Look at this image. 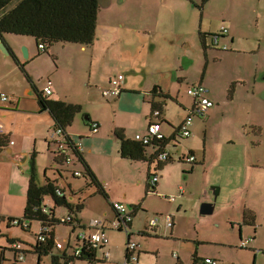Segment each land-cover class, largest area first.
<instances>
[{"label":"crops","instance_id":"0c3cea01","mask_svg":"<svg viewBox=\"0 0 264 264\" xmlns=\"http://www.w3.org/2000/svg\"><path fill=\"white\" fill-rule=\"evenodd\" d=\"M246 1L207 0L201 5L202 0H99L96 38L91 45L57 42L46 52L40 51L33 36L5 34L4 40L10 50L24 64L27 74L10 53L28 83L24 89L25 98L12 89V86L17 87L15 77L11 85L0 83V93L8 97L7 101L0 100V123L4 127L0 144V216L23 215L34 155L37 179L41 184L49 176L65 188L69 201H84L78 214L84 227L73 229L70 225L58 224L54 229L56 240L65 247L68 241L76 243L80 232H91L90 222L100 218L109 243L98 248V264H124L129 240L139 244L138 264H206L204 259L207 257L217 260V264H234L232 259L221 254L222 250H201L202 241L193 240L196 244L193 246L192 240L176 235L178 221L175 212L164 214L146 208L151 192L147 183L154 165L122 157L117 132L122 131L133 139L138 133L145 134L151 121H160L162 131L169 138L166 150L174 162L175 153H179L182 146L176 133L195 106L194 98L189 100L183 94L184 85L189 87L195 82L191 78L196 72L191 71L194 76L187 75L199 58L194 50L202 51L208 60L215 58V61L218 54L219 60L225 59L223 52L229 53V57L257 54L255 70L245 66L243 70L238 69L241 71L238 79L226 85L228 88L216 80L210 82L207 96L214 105L204 114H195L192 133L185 146L196 158L190 162L193 170L195 165H207L210 143L227 145L228 157L235 147L231 143L240 141L245 145L247 151L241 157L240 153L237 156L240 168L244 163L247 172L241 189L249 194L240 195L241 206L237 214H232L231 223L239 226V242L234 244L245 249L239 250L247 254L243 260L246 264H258L259 252L264 253V180L259 178L264 177V96L260 91H264V60L259 59L264 55V33L257 36L252 31L258 17L250 15ZM222 25L229 29L222 37V41L229 44L227 50L214 47L211 35L201 38V33H215ZM23 46L28 48V58L23 56ZM205 71L206 67L202 70V82L206 81ZM120 73L124 75L121 93L115 98H106L104 89L110 85L111 78ZM42 75L46 80L40 79ZM48 80L52 81V93L48 97L82 106L67 131L73 140L83 142V156L103 184L105 194L89 178H74L67 172L61 176L57 170L51 153L53 145L49 142L54 121L48 111L41 110L39 98V91L44 89ZM155 88L158 93L170 97L164 100L155 96ZM171 100L180 106L182 115L177 123L168 109ZM155 102L163 103V111L154 107ZM155 110L161 111L160 117L154 115ZM77 117L80 119L76 120ZM214 118L222 119L227 128H233V135L218 137L213 124L209 123ZM93 122L98 123L97 131L92 129ZM189 154L181 153L178 159ZM76 166L83 171L82 165ZM159 171H156L159 175L156 191L152 193L161 195L170 203L177 202L185 195V186L181 183L178 187L177 183L169 186L166 173L162 175ZM237 173L235 170L234 174ZM217 189L220 192V188ZM171 191L175 193H168ZM251 191L254 192L251 194ZM113 201L123 202L133 212L128 233L120 226L116 227L119 221ZM45 202L50 206L54 203L48 196ZM179 205L177 211L181 208V203ZM55 214L59 218L72 216L67 206H57ZM156 216L159 221L152 226L150 220ZM168 216L173 219L171 226L167 224ZM62 225L67 229L64 234L58 232ZM15 228H8L6 222L0 224V264L20 263L29 254H34L38 263V256L32 252L34 243L30 242L33 241L14 235ZM23 230L28 233L30 229ZM247 238L249 241L243 246L242 242ZM8 240L21 241L25 260L18 259ZM105 251L110 252V257L102 260ZM54 252L61 253L58 249ZM44 259H50L51 263L50 255ZM68 264H88V261L75 259Z\"/></svg>","mask_w":264,"mask_h":264},{"label":"trees","instance_id":"16d2710c","mask_svg":"<svg viewBox=\"0 0 264 264\" xmlns=\"http://www.w3.org/2000/svg\"><path fill=\"white\" fill-rule=\"evenodd\" d=\"M206 1L207 0H202L201 5ZM98 11L99 0H0V37L4 39L5 34L33 36L38 46L40 43L45 44L44 49L39 47L41 52L48 51L49 47L57 42L91 45L96 38ZM214 34L215 33H201V38L204 39L207 35L213 36ZM203 46L206 47L204 40ZM11 54L18 62L21 69L27 74L24 64L18 60L13 51H11ZM29 78L31 79V77ZM153 94L155 96H161L164 100L170 97L168 94H163L162 92L158 93L157 88H155ZM1 96L2 93H0V100ZM48 96L49 95L44 93L43 90L39 91L41 110L48 111L51 114L55 127L63 128L67 137L66 150L72 151L76 157L74 167H77V164L83 166V171L81 170L82 175H76L74 169H69L70 167L67 164L65 151L59 149L56 141L49 140L53 145L51 153L57 164V170L60 172L61 176H64L63 172H67V174L72 175L74 178H89L91 183L94 184L101 193L105 194L103 184L85 160L83 152L77 151L76 141L72 139V136H70L67 131L75 115L81 112L82 106L80 104L53 99ZM153 105L155 108L158 107L163 111V103L155 102ZM166 122L169 121L166 120ZM117 134L121 142L120 154L122 157L132 161H147L150 165H154V172L149 173L150 179L154 175L159 177L156 171L163 169L165 165L174 160L173 156H169L165 160H160L158 158V153L166 150L169 138H153L146 143L143 140L136 139V137L133 139L129 138L125 136L122 131H118ZM176 134L181 136L178 132ZM2 136L3 134L0 135V144L2 142ZM181 137L187 138L188 136ZM190 155L192 154L186 156L182 155L178 160L187 161ZM31 159V177L24 213L22 216L15 217H19L22 221H28L27 229H31L33 222H38L40 227L49 228L44 241L38 239L35 233L36 243L31 245L32 252L36 253L38 256V264H41L43 260L42 257L46 255H50L51 264H68L75 259L86 260L89 263L98 261L96 254L98 249L93 247L89 241L81 239L80 235L77 236L76 243L72 244L68 241L66 247H57L54 229L58 224H67L73 229L84 227L80 219H78V214L84 207V201L78 203L69 201L65 188L60 186L58 181L51 179L49 176L46 178V181L41 184L37 179L35 156L33 155ZM150 179L147 183V188L149 191L155 192L159 180L155 184H152ZM47 196L53 199L54 203L51 206L45 202ZM57 206H67L72 213V219L65 221L56 216L55 209ZM134 210H136V208H134ZM131 213L133 217V212L131 211ZM13 217L14 216H0V223L6 222L8 228L17 227L18 225L13 226L10 224ZM247 217L248 215L245 216V219ZM18 227L25 229L21 226ZM84 231L86 232V230ZM13 241L14 240H8L10 248H12L11 243ZM16 241L21 242L20 240ZM78 247L81 248L79 253H77L76 250ZM68 248H70V250ZM54 249L60 250L61 253L55 254Z\"/></svg>","mask_w":264,"mask_h":264},{"label":"rangeland","instance_id":"374dc122","mask_svg":"<svg viewBox=\"0 0 264 264\" xmlns=\"http://www.w3.org/2000/svg\"><path fill=\"white\" fill-rule=\"evenodd\" d=\"M246 4L250 10V15H256L258 17L256 18V20H258L256 21L257 25L253 26L252 31H254L257 36H260L264 33V0H247ZM14 38L18 37L14 36ZM193 49L194 48H192V50ZM194 51V53L198 55L199 58L196 60L194 66H192L187 75L194 76V74H190L191 71H194L196 72V75L191 78L193 79L192 81L202 82V70L204 71V68L206 67V81L202 82L205 86H211L210 82L212 80H216L217 83L222 84V86L224 85V88H228L226 85H230L231 82L238 79L237 77L241 73V71L238 69L243 70L245 66L250 67L251 71L255 70L257 54H251L248 57L242 55H232L229 57V53L227 54L226 52H223L225 53L224 56L226 55L225 59L219 60L221 57L218 54L215 61V58L208 60L202 51ZM259 59L263 61L264 55H261ZM228 72L231 74L230 76L226 74ZM13 77H15L17 87L12 86V89L15 88L16 90H14L18 91L20 96L24 98L27 97V95L24 94V89L27 87L28 83L26 77L15 65L11 55L5 53L0 48V83L11 85ZM40 77L41 80L43 78L46 80L45 75ZM261 77H263V74H261ZM187 89L188 87L185 84L183 88V94H185L189 100H192L193 97L187 93ZM260 91L264 96V91L262 89ZM89 108H91V105H89ZM168 109L171 114H174V120L177 123L180 118L179 116L182 115L180 112V106L171 100L168 102ZM194 117L196 116L194 115L193 119ZM79 119L80 117H77L76 120ZM209 123L211 126L213 124V130H216V135L218 137L223 138L233 135V128H227L226 123L222 119L217 120L214 118ZM223 124H225V126ZM229 132H231V134H229ZM188 139L189 137L183 138L179 136V140L182 142V146L180 147L181 151L179 153H175L176 158L174 162L159 171V174L162 175L166 173L167 183L169 186H173L174 183H177V187L180 183L183 184L186 188L185 195L178 198L177 202L170 203L167 201V199L162 198L161 195H154V193L149 192L146 208L156 209L155 211L163 212L164 214H173V212H175L177 214L178 221L176 235L189 239L190 241L192 240L191 242L193 243V246L196 245L193 240L198 239L202 241V243L199 245L201 250H222L223 252L221 254H224L225 257L232 259V263L246 264L247 262H245L243 259L244 257L247 258V254L245 251L241 253L239 251L245 249H239L237 246L238 244H234L239 242V226H233L231 221L232 214H237V210L241 206V202L238 201L239 197H241L240 195L247 196L249 194H247V192H242L241 189V187L244 186V182H246L247 172L243 168L244 163H241L242 165L240 168L239 159L237 156V154L240 153L241 157L247 151V149L240 141L231 143L232 147L234 145L235 147L232 148L233 152L231 156L228 157L227 145H216L214 143H210L208 145V150L210 153L209 157L207 158V165L202 166L198 164L195 165L193 170H191L192 163H190V161L183 162L178 160V156L181 155V153L189 154V151L185 146ZM235 170L238 172L237 174H234ZM123 175L124 177L129 178L126 173H123ZM255 176L256 175L254 174V177ZM259 178L264 180V177ZM217 187L220 188L218 195H216ZM253 192L254 191H251V194ZM168 193L171 194L175 192L171 191ZM206 202H211L214 204L213 212H202V204ZM180 203L181 208L177 211ZM170 209L172 210L170 211ZM32 227L33 229H30L31 231L29 230L30 232L28 231V233L24 232L22 228L16 227L13 231V234L24 239H30L33 241L30 243L35 244V233H37L40 229V224L38 222H34ZM2 228H5V226L3 227V224ZM66 230V227L63 225L58 227V232L60 234H64ZM186 251L189 250L187 249ZM3 264L10 263L4 262ZM17 264L38 263L36 261V256L34 254H29L25 261H21ZM41 264H51L50 259L45 260L43 256ZM258 264H264L263 252H259L258 254Z\"/></svg>","mask_w":264,"mask_h":264},{"label":"built area","instance_id":"2783aa9c","mask_svg":"<svg viewBox=\"0 0 264 264\" xmlns=\"http://www.w3.org/2000/svg\"><path fill=\"white\" fill-rule=\"evenodd\" d=\"M229 32V29L227 26L222 25L217 32L212 36V45L218 48L222 49H229V44L227 42L222 41V37L226 35ZM40 48L44 49L45 44L40 43L39 45ZM124 79L123 74H118L111 78L110 85L104 89L103 94L106 98H115L121 93V84L122 80ZM52 81L48 80V83L45 85L43 92L50 95L52 93ZM188 93L194 98L195 100V106L191 113H189L185 119L182 121L181 125L178 128V133L181 136H190L191 135V125L193 123V116L195 114H204L211 106L214 105V101L210 99L207 96L208 93V87L205 86L202 82H194L191 83L187 89ZM7 96L3 94L1 96V101H7ZM154 115L156 117H160L161 111L160 110H155ZM162 124L160 121H151L150 124L148 125L147 132L145 134L138 133L135 135L136 139L138 140H143L144 142H149L153 138H158V139H163L167 138L165 133L162 131ZM99 128L97 122L92 123V129L94 131H97ZM4 133V127L3 124L0 123V134ZM49 140L50 141H56L58 143L59 149L62 151H65V157L67 159V164L70 168L74 169V173L78 176L82 175V171L80 169H76L74 167V163L76 162V157L73 154L72 151H68L67 149V137L66 134L61 127H53L50 132H49ZM13 142V141H12ZM76 146H77V151H83L84 144L82 141H76ZM170 156L169 151L163 150L158 153V158L160 160H165ZM196 158L194 155H190L187 158V161H194ZM159 180V177L157 175H154L151 177L150 182L152 184H155ZM113 209L117 212L118 214V221L119 223L116 225V227L120 226L123 230H125L127 233L129 232V227L128 223L132 219V213L131 211L127 208V206L121 202V201H113L112 202ZM72 219L71 215H67L61 220L69 221ZM159 221V217L156 216L150 220V224L152 226H155ZM167 224L171 226L173 224V219L171 216H168L167 218ZM90 226L92 227L91 232H81L79 233L81 239H85L89 241V243L95 247L96 249L100 248L102 245H107L109 243V238L108 235L102 231L104 228V223L103 220L100 218H94L90 222ZM11 225L13 226H21L23 228L27 229L28 226V221H22L19 219V217H13L12 221L10 222ZM17 226V227H18ZM49 230L47 227H40L38 232L36 233L38 236V239L45 240L46 239V233ZM249 241V238L245 239L242 242L243 246H246V243ZM58 248H63L64 244L61 241H57L56 243ZM23 244L19 241L14 240L11 243V247L13 250L16 251L17 257L19 260H23L25 255L23 253ZM139 244L135 241H128L126 245V250H127V256L124 261V264H138V250ZM77 253L80 252L81 248H77ZM110 257V252L105 251L104 256L102 260H106ZM99 261H93V262H88V264H98ZM204 262L206 264H217V260L207 257L204 259Z\"/></svg>","mask_w":264,"mask_h":264},{"label":"water","instance_id":"95a60500","mask_svg":"<svg viewBox=\"0 0 264 264\" xmlns=\"http://www.w3.org/2000/svg\"><path fill=\"white\" fill-rule=\"evenodd\" d=\"M0 48L7 54L11 53L9 46L7 45V43L5 42V40L2 37H0ZM22 51H23V56L25 58H28V56H29L28 48L26 46H23ZM218 193H219V190L217 189L216 195H218ZM201 210L203 213H211L214 210V204L211 202L203 203Z\"/></svg>","mask_w":264,"mask_h":264}]
</instances>
